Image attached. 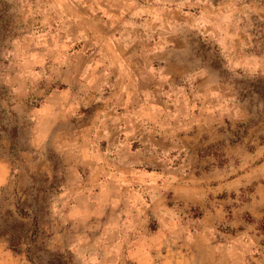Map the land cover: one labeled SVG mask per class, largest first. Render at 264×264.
Segmentation results:
<instances>
[{"label":"clouds","instance_id":"obj_1","mask_svg":"<svg viewBox=\"0 0 264 264\" xmlns=\"http://www.w3.org/2000/svg\"><path fill=\"white\" fill-rule=\"evenodd\" d=\"M0 264H264V0H0Z\"/></svg>","mask_w":264,"mask_h":264}]
</instances>
